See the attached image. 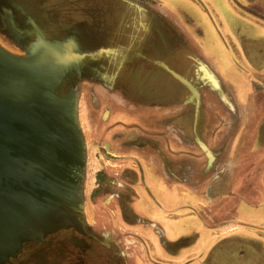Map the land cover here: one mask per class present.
Wrapping results in <instances>:
<instances>
[{
    "label": "flooded vegetation",
    "instance_id": "1",
    "mask_svg": "<svg viewBox=\"0 0 264 264\" xmlns=\"http://www.w3.org/2000/svg\"><path fill=\"white\" fill-rule=\"evenodd\" d=\"M0 19L1 39L21 52L37 38L79 52L60 94L84 97L96 148L93 222L24 243L3 264H142L152 258L141 233L162 240L152 214L186 210L174 194L229 193L251 106L192 20L165 0H0Z\"/></svg>",
    "mask_w": 264,
    "mask_h": 264
},
{
    "label": "water",
    "instance_id": "2",
    "mask_svg": "<svg viewBox=\"0 0 264 264\" xmlns=\"http://www.w3.org/2000/svg\"><path fill=\"white\" fill-rule=\"evenodd\" d=\"M69 44L37 38L20 53L0 41V264L87 225L82 118L76 95L60 94L81 63Z\"/></svg>",
    "mask_w": 264,
    "mask_h": 264
},
{
    "label": "crops",
    "instance_id": "3",
    "mask_svg": "<svg viewBox=\"0 0 264 264\" xmlns=\"http://www.w3.org/2000/svg\"><path fill=\"white\" fill-rule=\"evenodd\" d=\"M165 3L201 30L216 70L251 109L229 193L182 203L174 194L175 209L186 210L152 214L162 240L141 233L152 258L142 264H264V0Z\"/></svg>",
    "mask_w": 264,
    "mask_h": 264
},
{
    "label": "rangeland",
    "instance_id": "4",
    "mask_svg": "<svg viewBox=\"0 0 264 264\" xmlns=\"http://www.w3.org/2000/svg\"><path fill=\"white\" fill-rule=\"evenodd\" d=\"M1 20V19H0ZM0 27L2 28V25L0 24ZM3 28H5L3 26ZM0 41L9 47H12L16 49L12 44L4 41L0 37ZM19 51L18 49H16ZM20 53H24L19 51ZM156 72V71H155ZM150 75V73H147ZM156 77L159 75L158 73L154 74ZM163 79V83L166 82L165 78H160ZM152 83L148 87H150ZM139 86V82L135 84V87ZM76 95V102H77V107L79 109L80 116L82 118V128L83 132L85 133V140H86V147H87V162H86V171H85V217H86V224L90 225L93 220H94V207H93V192L95 188V178H94V162H95V155H96V148L93 145L92 142V121L90 118V113L88 106L86 104V101L84 97L80 94H74Z\"/></svg>",
    "mask_w": 264,
    "mask_h": 264
},
{
    "label": "bare ground",
    "instance_id": "5",
    "mask_svg": "<svg viewBox=\"0 0 264 264\" xmlns=\"http://www.w3.org/2000/svg\"><path fill=\"white\" fill-rule=\"evenodd\" d=\"M70 45V49L72 51V60L73 61H77L79 58H80V54L79 52L74 48V46L72 44H69ZM11 52H14L15 50H10ZM75 63V62H73Z\"/></svg>",
    "mask_w": 264,
    "mask_h": 264
}]
</instances>
